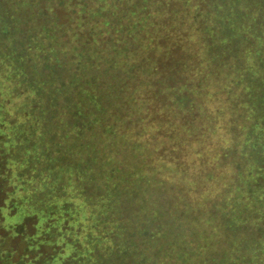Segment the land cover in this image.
<instances>
[{
    "label": "trees",
    "instance_id": "1",
    "mask_svg": "<svg viewBox=\"0 0 264 264\" xmlns=\"http://www.w3.org/2000/svg\"><path fill=\"white\" fill-rule=\"evenodd\" d=\"M186 22L195 25L193 34L201 32L197 50L188 48L187 36L176 32L177 26ZM211 78L227 80L238 90V100L231 107L238 113V119L233 122L232 131L235 133L237 129V136L230 139L231 145L219 146L213 149L217 152L208 153L214 148L208 140L207 153L210 157L216 154L212 157L217 163L229 165L237 153L231 158L228 149L237 150L234 144L238 138L239 142L247 140L240 147V154L247 159L245 169L237 167L232 176L234 183L225 184L224 193L213 203V208L235 227L254 224L259 217L264 222V0H0V85L17 86V95L21 92L18 86L26 85L24 103L30 107L34 120L22 122L15 118L16 123L34 127L32 132L40 128L43 144L44 141L58 142L56 147L48 148L50 153L56 152L53 161L40 169L41 172L56 171L54 180L43 177L44 180L34 182L30 197L20 199L18 209L13 212H8L9 197L0 205V228H3L0 264H58L55 254L46 253L48 242L43 240V235H52L51 231L48 233L49 225L58 220L55 218L51 223V214L47 213H57L47 211L52 208L51 204L40 198L55 199L53 203L57 204L63 196L60 192L65 184L61 173L68 172L66 167L70 168L66 163L65 143L70 145L71 138L82 147V152H78L81 160L95 163L101 160V150L96 149L92 157L84 148L96 145L98 132L118 136V144L110 145L107 158V165H113L114 161L115 167L109 169L107 179H101L104 182L100 183L98 176L92 179L99 194L106 185L110 192L118 190L119 194H124L121 181L126 175L125 164L117 155L124 148L119 142L121 137H129L124 128L121 130L122 117L132 123L128 120L127 103L132 98L141 101L136 93L131 94L128 85L132 83L136 84L141 97L145 96L148 103L163 113L154 118L159 122L158 129L169 123L182 136L180 148L175 146L170 151L171 160L163 151L158 154L169 163L173 173L182 174L178 167L184 164L179 161L185 154L184 142L189 138L198 141L199 136L207 138L213 128L209 121L206 125L204 119L211 118L215 123L218 115L228 113L225 107L216 105L209 109L198 95L207 88L210 93L215 87ZM207 153L198 150L191 157L204 158ZM34 158L26 163L27 175L41 160ZM197 159V164L202 163L203 160ZM211 173L205 174L208 181L215 177ZM135 174L139 175L131 172L133 177ZM23 176L22 172L18 175L19 179ZM199 187L196 183L195 188ZM249 202L256 208H243ZM162 203H158L156 212L147 213L136 227H128L121 207L115 218L108 216L106 209L98 210L94 219L96 235L99 237L106 229L110 232L118 229L121 231L119 239L124 241L127 229V235L134 242L149 226L152 233L149 236L155 240L157 250L176 256L170 259L172 264H177L175 260L179 259L183 261L181 264H198L188 260L187 246L198 244L199 240L187 235L176 220L167 218L171 211L165 210ZM71 205L76 216L74 222L87 230V223L96 213H82L76 203ZM55 208L61 214L68 213L62 206ZM6 216L18 218L7 224ZM148 220L154 221L146 226ZM219 235L220 242L229 245L228 238ZM243 236L234 239L225 258L235 254L231 261L246 264L252 258L257 262L259 254L260 261H264L263 236ZM217 259L209 258L204 264H216Z\"/></svg>",
    "mask_w": 264,
    "mask_h": 264
},
{
    "label": "rangeland",
    "instance_id": "2",
    "mask_svg": "<svg viewBox=\"0 0 264 264\" xmlns=\"http://www.w3.org/2000/svg\"><path fill=\"white\" fill-rule=\"evenodd\" d=\"M187 22L177 26L176 32L181 33L182 36H187L188 48L197 50L199 47L198 38L201 32L195 34L194 31L193 34L192 28L195 25L192 22ZM210 81L214 82L215 87L211 88L210 93H208V88L206 92L199 93L201 101L209 109H212L214 105L220 108L225 107L224 111H228V113L218 115L215 123H212L211 118L210 120L204 119L203 122L207 125L209 121L213 128L211 134L207 133V138L206 136H199L198 141L189 138L190 140L184 142L185 154H183V157H179V161H184V164L178 167L179 172L182 174L175 171L173 173L171 171L172 168H169V163L166 164L163 158H160V155L158 156L163 151L164 155L167 156L166 158L171 160L172 157L169 154L171 153L172 155V152L170 151L175 146L178 149L180 148L179 140L182 136L173 130L169 123L158 129L160 128L158 127L159 122L155 121L157 119L154 118L159 117V113L162 112L157 111V106L154 107L148 103L145 96L146 99L137 93L138 88L134 83L130 86L128 85V88L131 94L136 93L141 98V101L139 100L138 102L132 98L127 103L128 120H132V123H128L123 115L121 130L124 128L129 138L121 137L119 142L123 144L124 148L117 155L123 158L122 162L125 164L126 175L124 174V180L121 181V186H124V194H119L118 190H114L113 192L111 191V195L106 184V187H103L101 191L102 194H99L98 189L94 188V180L92 179L98 176L100 183L104 182L101 179H107V174L110 172L109 169L114 165V161L113 165H107L109 163L108 154L111 151L110 145L116 146L118 144L116 143L118 136H110L107 133L98 132L97 136H95L96 145L93 144L84 148L88 150L92 157H94L96 149L101 150L102 157H99L101 160L95 161V163L90 161L84 163L81 160L82 155L78 154V152L79 150L82 152V147L79 143L74 142L73 138H71L70 145L65 143V149L68 152L66 163L70 168L66 167L68 172L61 173L65 184L64 189L60 192L63 196L59 198L60 200L57 204L53 203L55 199L44 198V196H41L42 198L39 197L43 202L51 204L52 208L47 211L57 213H47L51 214V223L55 222V218H58V220L55 224L49 225L48 233L51 231L52 235H43V240L45 239L48 242L46 243V248H48L46 253L55 254L57 256L55 261L58 264H172L170 259L172 260L176 256L160 253L156 248L155 240L149 236L151 228H149L147 223H153L152 221L154 220L146 222L148 230L141 237L138 236L139 240L134 242L127 235L129 234L127 229L124 230V241L119 239L121 231L118 229H114L112 232L106 229L107 231L100 234L99 237L95 232L97 227H95L94 219L98 214V210L104 212L106 209L108 216L115 218L116 212L121 207V211L124 212V220L128 219V227H136L146 218L147 213L156 212L158 203L162 202L165 210L169 208L171 211L170 216L167 213V218L176 220L179 226L186 229L187 235L199 240L198 244L190 243L187 246L189 249L187 258L189 261L204 264L209 261V258L217 257L216 264H243L242 261L238 263L231 261L232 257H236L235 254L225 258V252L230 251L232 248L231 243L234 242L236 237L253 234L256 237L263 236L264 238V222L259 217L257 222H253L254 224H243L235 227V225H230L229 221L222 219L216 209L213 208V203L218 200L217 198H219L220 194L222 197L226 187L225 184L234 183L232 176L235 170L237 171V167H239L238 170L245 169L247 159L240 154V147L247 140L239 142L240 138L237 137L238 141L234 144L237 150L228 149L227 152L228 155L230 153V157L232 154L237 153L236 158L231 157L229 165L217 163L216 159L213 158L216 154H212L211 157L208 154L215 153L217 151L213 149H217L219 146L226 147L232 142L230 139L234 135L237 136V129L235 133L232 131L233 122L238 119V113L233 112L231 108L235 105L233 103L238 100V90L227 80L221 81L211 78ZM15 87L17 86L0 85V205L5 203V200L9 197L10 201L8 203H10L11 207L8 212H13L17 208L16 206L20 199L30 197L34 182H38V179L44 180L43 177L54 180L53 175L54 173L57 174L56 171L41 172L40 169L45 165L47 167L53 161L52 158L56 156V152L50 153L48 148L56 147L58 142L56 140L54 144H51L44 141L45 144H43L44 137L41 130H39L40 128H38V133L32 132L34 127H22L20 123H16L15 118H18V121L22 120V122L34 119L30 115V107L24 103V98L28 92L26 85L18 86L21 91L19 95H17ZM235 90L236 93H234ZM144 104L146 105L143 106ZM17 107H19V111ZM237 122L239 123L238 120ZM206 125L204 126L205 128ZM162 131L165 132L162 133ZM175 135L178 136L177 139L174 138ZM208 140L214 145V148L211 147V151H209V146H207ZM198 150H202L203 153L209 151L204 158L197 155L200 161L203 160L199 164H197L198 161H196L197 158L195 156L191 157ZM38 153L42 156L39 157ZM34 157L38 161L40 158L41 160L38 162L37 167H33L32 171L30 170L27 175L26 163L29 158L33 159ZM229 167L231 170L227 171ZM21 172L24 176L19 179L18 175ZM131 172H137L139 175L135 174L136 176L133 177ZM209 172H212L211 174L215 176L210 181L205 175ZM201 174L205 176L202 178L200 177ZM25 179L27 182L24 181ZM196 183L200 185L199 188H195ZM85 193L89 195L86 197ZM244 194L247 195L246 192ZM100 196H103V198ZM119 201L122 202L119 203ZM73 202L78 205L82 213L90 214L93 213L92 211L96 213L91 217V222L87 223L89 225L87 230L84 227H79L74 222L73 218L76 216L74 211H72L71 204ZM105 202L107 203L105 208H103L102 205H105ZM58 206L64 207L68 213L61 214L55 208ZM243 208L253 210L256 206L249 202ZM17 218V216L4 217L7 224L11 223L10 221L15 222ZM2 230L3 228H0V231ZM219 234L228 238L229 245L222 241L220 242L221 237ZM30 242H33V240H30ZM256 242L253 243L256 244ZM33 244L36 245V242H33ZM175 249L174 247V252ZM260 256L258 254V263L255 258H252L246 264H264V261H260L262 258ZM65 259L68 260L64 261ZM179 260H175V263L181 264L183 262L181 259Z\"/></svg>",
    "mask_w": 264,
    "mask_h": 264
}]
</instances>
